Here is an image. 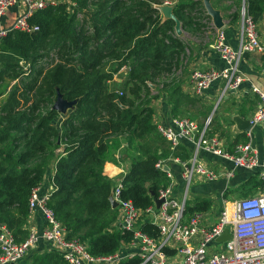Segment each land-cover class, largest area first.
I'll return each mask as SVG.
<instances>
[{
  "label": "trees",
  "instance_id": "obj_1",
  "mask_svg": "<svg viewBox=\"0 0 264 264\" xmlns=\"http://www.w3.org/2000/svg\"><path fill=\"white\" fill-rule=\"evenodd\" d=\"M74 1V7L61 4L34 14L29 24L38 31H13L1 44L0 78L10 71L18 78L20 64H38L47 49H57L59 62L45 73L41 68L26 90L19 96L13 92L0 107V223L17 241L28 237L25 225L31 192L45 181L54 164L56 190L49 207L69 239H79L94 256H108L133 238L131 233L114 227L111 230L118 211L109 200L114 183L105 174V165L109 160L116 163L113 139L128 135L129 145L134 136L146 140L133 156L130 154L131 169L124 179L122 198L140 210L152 207L160 190L169 184L166 173L155 166L170 152L160 144L166 141L154 123L153 108L134 107L133 101L140 99L143 87L151 90L147 79L172 71L170 65L184 52V45L172 35L176 22L163 20L155 6L160 4L157 1ZM176 1L174 14L184 22L185 13L195 8L196 2ZM92 5L97 8L91 10ZM247 6L257 22L262 10L254 7L253 0H248ZM79 14H83L90 30L78 28ZM129 61H133V67L124 84L128 94L119 96L109 89V83ZM110 63L114 67L107 70ZM34 91L38 102L28 105L30 100L24 96ZM58 92L67 101L77 102L62 130L53 125L59 113L53 108L43 113L41 108ZM177 92L175 88L173 93ZM54 137L61 142L51 148ZM62 145L64 151L57 154L55 150ZM212 206L213 200L202 196L189 211L207 212ZM141 228L148 236L159 237L152 223L145 222ZM165 252L171 253L170 249ZM55 259L62 261L57 264H67L58 253H48L36 264H51ZM140 262L135 257L120 264Z\"/></svg>",
  "mask_w": 264,
  "mask_h": 264
},
{
  "label": "built area",
  "instance_id": "obj_2",
  "mask_svg": "<svg viewBox=\"0 0 264 264\" xmlns=\"http://www.w3.org/2000/svg\"><path fill=\"white\" fill-rule=\"evenodd\" d=\"M20 2L24 5V12L11 28L0 30V54L1 44L11 32L31 34L39 30L29 24L34 14L61 4L76 6L74 0H0V20ZM164 5L173 6L174 1L167 0ZM238 37L239 46L234 49L228 43L226 33L216 29L213 50L225 67L220 71L195 70L191 76L194 96L203 97L216 81L222 80L225 85L218 105L229 91L237 92L241 88L244 81L240 70L242 58L249 53L264 56L258 24L248 11L247 0H243L240 11ZM252 90L259 95L260 103L249 123L253 127L261 125L264 132V93L255 87ZM211 122L210 118L201 128L188 118H174L168 126L162 123L156 125L171 152H175L184 141L192 142L196 151L187 161L171 156L156 163V169L165 172L169 180L168 186L160 190L156 199L163 201L160 208H157L156 200L146 210L136 208L132 201L122 198L124 180L115 185L112 193L118 204L115 223L118 225L114 228L119 232L131 233L133 237L120 251L108 256H94L79 239L67 237L66 229L49 207L56 190L52 177L48 188L44 189V181L32 190L29 198V218L41 212L45 220L43 230L33 229L26 239L17 241L9 228L0 223V264H19L36 252L41 243L50 244L67 264H120L135 257L141 259L139 264H264V190L258 195L231 202L226 198L230 189L227 187L218 198L222 201V210L218 213H215L214 204L207 212L189 211V207L197 203V199L190 195L194 182L211 183L220 179L230 182L237 170L244 169L258 172L259 179L264 183V154L261 159L251 140L236 144L232 152L227 151L218 137L207 133ZM199 149L231 162L233 167L217 171L199 158ZM173 163L180 167L185 182L181 196L174 194ZM145 222L158 228V238H152L142 231ZM226 230H229L231 238L223 243V249H219L217 240ZM166 249H170L171 253L165 252Z\"/></svg>",
  "mask_w": 264,
  "mask_h": 264
},
{
  "label": "crops",
  "instance_id": "obj_3",
  "mask_svg": "<svg viewBox=\"0 0 264 264\" xmlns=\"http://www.w3.org/2000/svg\"><path fill=\"white\" fill-rule=\"evenodd\" d=\"M253 2L255 8H259L262 10V14L259 16L257 24L261 42L262 44H264V0H253ZM211 4L213 9L219 11L221 14L224 23V27L221 30L226 33L228 43L234 49H237L239 46V12L243 7V0H212ZM164 6L165 5L159 7L158 10L161 12L163 20H168L169 18L162 11V8H165ZM23 12L24 5L22 2H20L18 6L11 8L1 18L0 30L11 28ZM212 22L213 18L211 16V28L212 31L216 33L217 28ZM182 32L183 34L179 36L182 39L185 38V34L190 35V45L193 46V50L191 52L189 49H186L189 57L192 55L191 63L189 66L190 72L188 73L186 78L182 79V81L180 82L181 85L179 84V87H177V89L178 92H180L181 90V92L185 93V95L191 94V96L194 97L192 90L193 88L191 87V76L193 72L195 70L212 69L220 71L224 69L225 63L222 61L220 56L213 50V45L215 43L216 36L207 45L203 46V44L201 45V39L199 37H194L192 36V34H189L184 30ZM263 68V55L259 53L246 54L240 62V70L244 77V81L241 85V88L237 92L229 91L227 93V96L217 105L220 98V94L225 85L224 81L219 80L213 84L212 88L203 97L195 96L193 99V106L198 103H201V105H203V108L201 107L203 111H205L204 108L207 105H214V108L216 110L221 105V103H224L222 115L219 116V119L213 120V113L211 114L212 122L207 133L210 136L218 137L221 140L223 147L229 152L233 151L234 146L236 144L246 143L251 140L252 146L258 151L261 159L263 158L264 154L263 127L261 125H257L253 127L250 132H243L239 130L234 120L235 118L240 117L244 120L250 121L251 118L254 116L255 111L260 103V97L256 92L252 90V88L255 87L264 93ZM185 95H183V98ZM182 106V99H178L177 102H174L173 100L171 101V99L165 95H160L156 98H153L151 102V107L154 110V123L156 125L158 123H162L168 126L172 123V120L174 118H187L183 116H178V113L180 112V108ZM191 107L189 108L190 110L188 109L186 110V112H190L191 114H195L197 112L199 114L198 118L201 117L200 115H203V112L201 110H193ZM188 119L195 121L191 118ZM195 122H198L199 126L203 128L204 121L199 122L198 120H196ZM122 147L124 146L122 145ZM168 148L170 153L165 159L173 156L182 161H187L191 159L194 152L196 151L195 145L189 141H184L183 145H181L175 152H171L169 145ZM198 155L201 160L208 163L217 171L223 169H231L233 167L231 162H228L222 159L221 157L206 152L203 149H199ZM115 157H118L117 154H115ZM107 166H110V168ZM54 168L55 166L53 164V166L49 170V173L46 176L44 189L48 188L50 185L51 178L53 177L55 172ZM130 169L131 162L129 161H125L122 163H118L117 161L116 163L109 162L105 165V174L108 175L113 180L114 185H116L119 181L125 179ZM171 170L173 173L172 183L175 187L174 194L176 196H181L185 188V182L181 176V169L177 164L173 163ZM193 185L205 186L206 193L201 195L207 196L213 200V204L215 206V213H218V211L222 210V206L218 207L216 206V203L217 201H220L218 198L221 196V194L227 187L235 188L239 186H244L245 188H250L251 190H248L247 192L244 191L245 195L247 196L253 192H255L253 193L254 195H258L264 190V183L259 179L258 172L248 171L244 169L237 170L235 177L230 180V182H226L225 180L220 179L211 183L194 182ZM191 195L194 199L202 197L195 194ZM44 226L45 220L43 214L41 212H36L27 220L25 229H27L28 232L33 229L41 231L43 230ZM216 246L219 249L224 248L223 243L218 242L216 243ZM36 252L38 254L56 253L53 247L48 243H41L38 246Z\"/></svg>",
  "mask_w": 264,
  "mask_h": 264
},
{
  "label": "rangeland",
  "instance_id": "obj_4",
  "mask_svg": "<svg viewBox=\"0 0 264 264\" xmlns=\"http://www.w3.org/2000/svg\"><path fill=\"white\" fill-rule=\"evenodd\" d=\"M106 1L108 2V4H110L114 2L115 0H112V1L106 0ZM156 1L160 3L158 5H155L156 8L158 9L159 7L164 5V2L166 0H154V2ZM173 1H174V5H173V14H174V8L177 5V1L176 0H173ZM193 1L196 2V6L195 8L190 9L185 13L184 22L179 21V26H180L179 32L181 31V35H182L183 34L182 31L184 30L189 34H192V36L194 37H199L201 39L200 41L201 45L203 44V46H205L216 36V33L212 31L211 16L208 15L209 12L206 8L204 0H193ZM211 1L212 0H210V2ZM96 8H97L96 5H92L91 10H94ZM212 23L214 24V22ZM77 26L79 29L83 27L86 31L90 30L91 28L89 24H84L83 14H79ZM172 35L183 43L184 52H182L181 55L178 56V58L175 57L173 59L172 64L170 65V68L172 69L171 72L163 73V75L160 76V78L153 77L152 79L150 78L147 79V84L151 90L148 91L146 88L143 87L140 92V99L134 98V101H133L134 107L140 106V108H143L145 106H149V105L151 106L150 101L152 102V98H156L157 96H160V95H165L168 98H170L171 101L173 100L174 102H177L178 99H182L183 106L180 108V112L178 113L179 114L178 116L191 118L195 121L198 120L199 122L204 121V124L210 118L212 119L211 117L212 113H213V120L219 119V116L222 115L224 103H221V105L216 110L214 108V105L205 106L204 108L206 111V115H205V111L201 109V107L203 108V105H201V103H198L195 106H193L194 105L193 99L195 97L194 95H193L194 97H192L191 94L189 95L188 93H187L188 95H185V93L181 92V90L178 93H175V94L173 93V90L179 87V84L182 81V79L186 78L188 73L190 72L189 66L191 63L192 55L189 57L186 49H189L192 52L193 46L190 45V42H191L190 35L185 34V38L182 39L181 37H179L181 35H179V33L176 31V26H175V32H172ZM44 52L43 53L45 54V56L44 58L40 60L38 64L29 66L28 64H24L22 62L20 64V68L17 69L18 72L20 73L22 72L18 78H14V75L11 71L3 74L2 78H0V107L6 103V101L8 100V98L13 92H16L17 96H19L23 90H26L27 85L30 82H33L37 72H39L41 68H42V73H45L50 68H52L56 63L59 62V55L57 54L58 52L57 49H53L52 51H49V49H47ZM112 67H114V65H111L110 63L107 65L106 69L109 70V69H112ZM132 67H133V61H129L126 66H124L118 73L115 74L114 80L109 83V89L111 91L118 93L119 96L123 95V93L128 94V91L127 90L125 91L124 84L128 80V74ZM42 77L43 75H41L39 79L41 80ZM183 95H185L184 98H183ZM24 97L30 100L28 102V105H31L34 102H38V97L35 95V91L33 94H30L29 96L27 97L24 96ZM21 98H22L21 103L24 104L25 99L23 98V96ZM56 101H57V97L55 96V97H52V101L50 99V101L44 105H41L40 103L43 113H45L49 108H53L54 105L56 104ZM190 107L193 110H201L203 112V115H200L201 117L198 118L199 114L197 112L195 114L186 112V110H188ZM21 110H24V109L21 108ZM73 111H74V108L64 115L58 112L59 115L53 121V125H55L59 130H62L64 121L70 117ZM196 123L198 124V122ZM134 138L135 139L132 142V145H129L131 142H129L128 135L120 136V137L113 139L114 141L113 146L116 148L115 154H117L118 156V157H115V159L118 163L119 162L122 163L125 161L132 162L131 160H132V156L134 155L135 149H137L138 146L141 147L143 144H145L146 140H143L137 136H134ZM56 139H57L56 137L52 138L53 145L51 146V148L60 144L61 142L60 139L58 140ZM165 143L163 141L160 142L164 150L168 148V144L167 143L165 144ZM122 145L124 147H122ZM64 148H65V145H62L59 149L57 148L55 151L57 154H59L64 151ZM109 162L115 163L111 160H109L107 163ZM107 167L110 168V166H107ZM248 190H251V189L245 188L244 186L230 188L229 193L227 194L226 198L228 197V200H231L232 202L234 200H240V199L248 198L249 196H254L253 193L255 192L250 193L248 196L245 195L244 191L247 192ZM205 191L206 189H205V186L203 185L202 186L192 185L190 188L191 194H195L199 196H202L201 194L206 193ZM216 206L218 207L222 206V201L221 200L217 201ZM117 218H118V215H117ZM116 222L117 220L112 224L111 230L113 229L114 226L118 225V224L115 225ZM45 255L46 254H38L37 252H34L32 255L28 256L27 259H23L24 261V262L22 261L23 263L20 262L19 264H36L37 260L41 257H44ZM57 262L61 263L62 261L61 259H57V260L55 259L51 264H57Z\"/></svg>",
  "mask_w": 264,
  "mask_h": 264
},
{
  "label": "water",
  "instance_id": "obj_5",
  "mask_svg": "<svg viewBox=\"0 0 264 264\" xmlns=\"http://www.w3.org/2000/svg\"><path fill=\"white\" fill-rule=\"evenodd\" d=\"M206 8L209 12V15L212 16L213 18V22L214 25L217 29H222L224 27V23H223V19L221 17V14L219 11H216L213 9L210 0H204ZM165 8H162V11L164 12V14L169 18V19H173L176 22V31L179 33V35H181V31L180 30V26H179V20L178 18L175 16V14H173V7L171 6H164ZM76 101H67L63 95L58 92L57 94V101L56 104L53 107V110L61 113V114H67L70 110H72L75 105H76ZM118 104H120V101H117ZM234 122L236 123L237 127L239 128V130L243 131V132H250L251 129L253 128V126L249 123V120H244L240 117L235 118ZM110 203L112 205L113 209L117 208V203L114 201L113 199V193L110 195L109 197ZM163 203L162 200H156V206L157 208H160L161 204ZM231 238V234L229 232V230H226L224 235L222 237H220L217 241L219 243H224L226 241H228Z\"/></svg>",
  "mask_w": 264,
  "mask_h": 264
}]
</instances>
